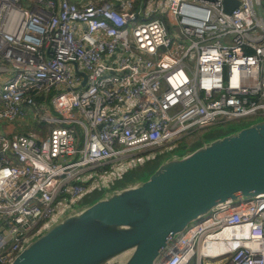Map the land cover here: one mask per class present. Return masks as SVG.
Returning a JSON list of instances; mask_svg holds the SVG:
<instances>
[{"label": "built area", "instance_id": "1", "mask_svg": "<svg viewBox=\"0 0 264 264\" xmlns=\"http://www.w3.org/2000/svg\"><path fill=\"white\" fill-rule=\"evenodd\" d=\"M115 3L0 0V264L142 165L131 151L264 116L261 0L229 12L221 0ZM32 91L48 100L34 103ZM33 120L45 133L14 130ZM153 264H264V194L216 203L169 237Z\"/></svg>", "mask_w": 264, "mask_h": 264}, {"label": "water", "instance_id": "2", "mask_svg": "<svg viewBox=\"0 0 264 264\" xmlns=\"http://www.w3.org/2000/svg\"><path fill=\"white\" fill-rule=\"evenodd\" d=\"M238 0H221L229 12ZM81 83L84 81V73ZM264 194V118L160 159L144 177L61 214L8 264H153L216 203Z\"/></svg>", "mask_w": 264, "mask_h": 264}, {"label": "rangeland", "instance_id": "3", "mask_svg": "<svg viewBox=\"0 0 264 264\" xmlns=\"http://www.w3.org/2000/svg\"><path fill=\"white\" fill-rule=\"evenodd\" d=\"M261 1H262V7H264V0H261ZM159 12L162 16V20L168 26V21H169L168 11L166 9H161V10H159ZM175 28H176V30L178 29L176 25H175ZM170 33L171 32H169V34ZM173 38H174L173 39L174 42H180L181 48L184 47L183 40L176 38V37H173ZM0 64L7 65L3 60H0ZM4 77H5L4 74H0V81ZM45 105H46L47 109L49 111H51L50 106L48 104H45ZM262 118H264V116L253 115V116L238 118V119H228V120L223 121V122H213V123H209V124L204 125V126L195 127L193 129H190L189 131L181 134L180 136H178L175 139L172 138L169 142H167L166 144H164L160 147H156V148L151 149V150L136 149V150L131 151L133 153V159H136L137 161H139L141 159L143 162L148 161L151 157H154V156H157L158 158L161 156L159 158V159H161V158L167 156L168 154L179 151V150H183V151L189 150V149L193 148L191 145L198 144L199 142H202L209 137H213L215 135L225 133L226 131L230 130L231 128H233L236 125H239V126L245 125V124H248L252 121L262 119ZM46 127H47L46 123L42 122L40 124V128L42 131L43 130L45 131ZM5 128L11 130L12 123L7 124ZM189 132H190V134L186 135ZM189 146H191V147H189ZM149 155H150V157H149ZM157 161L158 160H156V163H157ZM143 162L141 164H143ZM120 163H126V159L125 158L121 159ZM142 166H144V164ZM140 167L141 166L139 165V163L134 164L132 168L125 171L119 177V179L117 180V183L119 181H121V179H122L121 183L131 181L132 179H134L136 177V170L139 169ZM98 194L99 193L94 194L93 197L98 196ZM89 199H91V198H89ZM76 205H78V203ZM76 205H74V206H76ZM192 222L193 221H190L189 223L191 224ZM33 237L34 236H31L30 239Z\"/></svg>", "mask_w": 264, "mask_h": 264}, {"label": "trees", "instance_id": "4", "mask_svg": "<svg viewBox=\"0 0 264 264\" xmlns=\"http://www.w3.org/2000/svg\"><path fill=\"white\" fill-rule=\"evenodd\" d=\"M73 1V0H72ZM111 2H112V4H113V6H115L117 3H115L116 2V0H111ZM158 15L156 14V13H152V14H150V18H154V17H157ZM31 95H32V98H33V101H34V103H38V102H41V101H45V100H48V98L46 97V96H44L43 94H39L38 93V91H32V93H30ZM42 123V121H39V120H33V121H27V122H24V123H22V122H19V123H15L14 124V130H16V131H21V132H26L27 131V133H29V132H36L38 129V131H40V134H43V133H45V131L43 130H41V128H40V124ZM236 126H239V125H236ZM236 126H234L233 128H235ZM242 126V125H241ZM206 127V126H205ZM233 128H231V129H233ZM230 129V130H231ZM191 132V131H190ZM190 132L189 133H187L186 135H188V134H190ZM216 136V135H215ZM205 138V137H204ZM207 138V137H206ZM209 138H211V137H209ZM208 139V138H207ZM199 142V141H198ZM200 143V142H199ZM198 143V144H199ZM198 144H194V145H191L192 147H194L195 145L197 146ZM191 146H189V147H191ZM161 157V156H160ZM159 157V158H160ZM157 159L158 161H157V163H156V160L155 161H153V162H151V164H146V165H144V166H142V165H140L141 167L139 168V169H137L136 170V177L135 178H139V177H144V176H146L157 164H158V162L160 161V159ZM154 163V164H153ZM154 166H153V165ZM121 184V181H119L118 183H116V184ZM123 183V182H122ZM97 193V192H96ZM96 193H94V194H96ZM98 193H100V192H98ZM94 194H89V195H87V196H85L84 197V199H82L81 201H80V203H82V202H86V201H90V200H92V199H94L95 197H93L94 196ZM89 198H91V199H89ZM89 199V200H88Z\"/></svg>", "mask_w": 264, "mask_h": 264}, {"label": "flooded vegetation", "instance_id": "5", "mask_svg": "<svg viewBox=\"0 0 264 264\" xmlns=\"http://www.w3.org/2000/svg\"><path fill=\"white\" fill-rule=\"evenodd\" d=\"M157 159H158L157 156L151 157L148 161L143 162V164H144V165H146V164H151V162H153V161H155V160H157ZM121 181H122V179H121Z\"/></svg>", "mask_w": 264, "mask_h": 264}]
</instances>
